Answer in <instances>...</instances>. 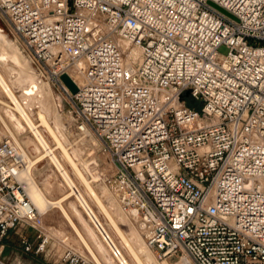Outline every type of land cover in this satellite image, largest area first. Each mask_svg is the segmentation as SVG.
<instances>
[{"label":"built area","instance_id":"obj_1","mask_svg":"<svg viewBox=\"0 0 264 264\" xmlns=\"http://www.w3.org/2000/svg\"><path fill=\"white\" fill-rule=\"evenodd\" d=\"M0 16L75 131L106 149L105 184L157 259L264 264V0H0ZM22 165L2 136L0 238L30 227L38 241L21 236L22 250L38 255L51 237L16 177ZM90 222L117 263L120 249ZM58 259L90 264L70 247Z\"/></svg>","mask_w":264,"mask_h":264},{"label":"rangeland","instance_id":"obj_2","mask_svg":"<svg viewBox=\"0 0 264 264\" xmlns=\"http://www.w3.org/2000/svg\"><path fill=\"white\" fill-rule=\"evenodd\" d=\"M0 29L3 32L0 33V73L5 78L13 93L21 101L23 107L33 120L37 121V112L39 111L46 116L50 126L55 130L64 147H66L69 154L77 160L76 162L79 164L81 163L80 166H83V161L88 162L92 159L97 160L98 166L96 169L102 175L103 180L93 183L95 191L100 196L103 203L111 209L126 237L129 239L132 238L130 240L134 242L133 245L136 248H139L141 244L142 247H146L147 249L134 220L129 215L122 214L119 211L111 198L107 185L105 184V177H108L114 171V167L110 162V157L106 149H104L100 141L91 131L89 132L94 141L79 140L81 134L75 131L67 116L66 110L68 104L66 103V100L58 92L55 86H51L44 79L40 78L35 66L31 64L30 59L22 51L23 45L20 38L12 32L5 18L1 16ZM1 47L7 50H4V53H1ZM226 51L227 49L222 45L217 48V52L221 55L226 54ZM43 88L48 89L50 91L48 92V95L50 94L52 97L44 95L42 93ZM32 89H34L33 91L35 93L29 98L27 93H30ZM192 105L196 110H199L200 104L198 102H194ZM10 106L12 105L10 104L8 97L0 87V139L2 136L11 137L9 129L14 133L17 142L25 150L26 157L23 166H26L29 160H38L40 158L38 155H41L43 152L26 124L21 120L18 113ZM5 124L9 127L8 130ZM39 130L42 132L50 146L55 148V145L47 132L42 127L39 128ZM89 153H93V155L88 157L87 155ZM55 154L67 169L74 183L79 187L83 197L86 199L101 223H104L103 225L105 229L112 235L116 243L119 245L120 243L115 233L109 228L105 218L86 193L83 185L75 178L70 166L64 161L61 151L56 150ZM23 169L24 167L22 170ZM20 170H18V172ZM31 172L33 180L50 201L58 202L63 198V201L60 203L61 208L59 206L57 207V205H52L41 214L43 231L48 237H51L50 244H52L50 252L51 256L49 258L47 257V259L50 261L57 259L64 247H70L90 264H97L95 259L91 256L88 248L80 240L68 218L64 215V211L69 216L72 223L78 228L101 264H119L111 257L108 247H106L107 245L101 240L97 231L92 226L87 212L82 208L76 196L70 195L66 198L69 194V188L50 159L46 157L35 163V165L32 166ZM86 176L90 180L87 173ZM30 229L31 228L28 227L26 231H30ZM19 233L16 234L7 231L6 242L11 243L10 240L12 239V241H15L18 238L20 239L21 237L19 236ZM21 234L24 236L25 232ZM132 235L135 236L132 237ZM134 238L137 240L135 239L134 241ZM142 247H140L139 250ZM123 252L127 256V253L124 250ZM146 253L150 257H148ZM146 253H142V257L145 261H149L150 259L149 263L146 261L147 264H177L176 262H173L175 256H172L167 260H159L151 250L147 249ZM5 255L8 256V258L4 259L6 262L5 264H34V259H31L28 256H26L27 258H25V261H22V259H15L12 255H8V253ZM0 262H3L2 259H0Z\"/></svg>","mask_w":264,"mask_h":264},{"label":"bare ground","instance_id":"obj_3","mask_svg":"<svg viewBox=\"0 0 264 264\" xmlns=\"http://www.w3.org/2000/svg\"><path fill=\"white\" fill-rule=\"evenodd\" d=\"M0 33H3L1 29H0ZM4 50H7V49L2 48V52L1 53H4ZM138 59H139L138 51L137 50H132L130 52V55H129V60H130L131 64L135 66V64L137 63ZM80 68H81L80 66L76 65L75 68L72 69V71H67L68 76L75 82V84L77 86L80 83V76H79V72L81 70ZM0 87H1V89L3 90V92L6 94V96L8 97V99L10 101V104L12 105L10 107L14 111H16L18 113L19 117L26 124V126L29 129V131L32 133L34 139L37 141V143L39 144V146L41 147L42 152H43V153H41V155H38L40 157L38 160H35V161L34 160H29V162H28V164L26 166L22 165V168L24 167L23 170L20 167L19 170L20 169L21 170L19 172L17 170L18 173L16 172L17 179L23 184L24 191H25L26 195L28 196L30 202L36 208V210L40 214H42V213H44V211L49 206H52V205L53 206L57 205V207L59 206L61 208L60 203L63 201L62 200L63 198L61 200H59L58 202L50 201L46 197V195H44V192H42L40 190L38 185L33 180V177L31 176L32 175V172H31L32 166L35 165V163H37L41 159L48 157L50 159V161L54 164L56 169L59 171L61 177L64 179V181L66 182V184H67V186L69 188V191H68L69 194L66 196V198L68 196H70V195H75L77 200L81 204L82 208H84L85 211L87 212L89 219L92 220V221H95V219H96L102 225V227L104 228V230L108 234L109 239L114 244V246L116 248L120 249L119 250L120 253H119V255H117V262L119 264H147L146 263L147 260L145 261V259L142 257V253H144V252L146 253L147 249H149V248L147 247V249H146V247H142L141 244H140L139 248L140 247H142V248L139 250L138 247L136 248L133 245L134 242L130 240L132 238L129 239V238L126 237V235L121 230V228H120V226L118 224V221H117L116 217L113 215L111 209L108 208L103 203V201L101 200L100 196L97 194V192L94 189L93 183H97L98 181L103 180L102 175L96 169V167L98 166L97 160L92 159L91 161H88V162H85V161L82 160L83 161V166H80L81 163L79 164L78 162H76L77 160H75L69 154V152L67 151L66 147H64V145L61 142L60 138L58 137L57 133L50 126L46 116L42 112L39 111V112H37V121L33 120V118L30 117L28 112L23 107L21 101L13 93V91L11 90L10 86L7 84L5 78L3 77V75L1 73H0ZM33 90L34 89H32L30 93H27L28 94L27 96L29 98L32 95H34L35 92ZM48 92H50L48 89H46V88L42 89V93L44 95L51 96L50 94L48 95ZM54 113H56V112H54ZM5 126L7 127V130H8L9 127L6 124H5ZM41 127L47 132L49 137L52 139V141H53V143L55 145V148L50 146V144L47 142V140L43 136L42 132L39 130V128H41ZM9 134L12 137L13 141H15V143H17L19 145L20 153H21L23 161L25 163V157H26L25 156V150L17 142V139H16L14 133L10 129H9ZM80 134H81L80 137H79L80 141H85V140H88V141H91V142L94 141L92 136H91V134H90V132H89V130L85 129ZM56 150H60L61 151L64 161L70 166L75 178L83 185L86 193L89 195V197L92 199V201L95 203V205L97 206V208L99 209V211L101 212L103 217L105 218L107 225L115 233L117 239L119 240V243H120L119 245L116 243V241L114 240L112 235L105 229V227L103 225L104 223L103 224L101 223V221L99 220L97 215L94 213L92 208L87 203L86 199L83 197L79 187L74 183V181H73L72 177L70 176L69 172L67 171V169L64 167V165L61 163V161L56 156V154H55ZM83 155H84V153H83ZM92 155H93V153H89L87 156L89 157V156H92ZM86 173L88 174L90 180L87 178ZM109 192H110V190H109ZM110 194H111V192H110ZM111 198H112L113 202L115 203L116 207L119 209V207H118L114 197L112 196V194H111ZM110 207H112V206H110ZM113 207H114V205H113ZM119 211L121 212L120 209H119ZM63 213L68 218V220L70 221V223L73 226L75 232L78 234L80 240L88 248L91 256L95 259L97 264H101L99 259L96 257L95 253L92 251V249L89 247V245L86 242V240L83 238V236L80 233V231L78 230V228L72 223L71 219L66 214V212L63 211ZM121 213L124 214L123 212H121ZM80 224H81V222H80ZM86 225H87V223H86ZM133 236H135V235H132V237ZM135 239L136 238H134L133 240L135 241ZM123 250L127 253V256L124 254ZM149 250H151V249H149ZM148 254H149V251H148ZM148 254L146 253V255H148ZM146 255H144V256H146ZM148 257H150V256L148 255ZM149 261H150V259H149ZM149 261H147V262L149 263Z\"/></svg>","mask_w":264,"mask_h":264},{"label":"crops","instance_id":"obj_4","mask_svg":"<svg viewBox=\"0 0 264 264\" xmlns=\"http://www.w3.org/2000/svg\"><path fill=\"white\" fill-rule=\"evenodd\" d=\"M28 227L26 226H20V227H16L15 229H9L10 232H14L16 234H18L19 232V236L24 237L27 241H29L32 245H34L38 239L35 237V232L33 229H30V231H26ZM25 232L24 236L21 234ZM6 236L0 238V259H2L3 263L5 264V258H8L7 255H5L6 253H8V255H12V257L19 258L22 259V261H25V258H27L26 256L30 257L31 259H34V264H63L59 261V259H55L53 261H50L49 259H47V257L49 258L50 252H51V246L52 244L47 245L46 250L44 251V253L42 254H38L35 255L33 253L30 252H24L22 250V244L20 242V239H16L15 241L10 240L11 243L6 242ZM42 256V257H40ZM23 257V258H22ZM19 262V261H18ZM32 264V263H31Z\"/></svg>","mask_w":264,"mask_h":264},{"label":"water","instance_id":"obj_5","mask_svg":"<svg viewBox=\"0 0 264 264\" xmlns=\"http://www.w3.org/2000/svg\"><path fill=\"white\" fill-rule=\"evenodd\" d=\"M207 4L210 5L212 8H214L215 10H217L218 12H220L221 14H224L226 16H229V14L227 12H225L222 8L218 7L214 3L207 2ZM59 79H60V81L62 82V84L67 88V90L71 94L76 93L77 87L75 86V84L72 82V80L65 73H62L59 76ZM0 264H3V263H0Z\"/></svg>","mask_w":264,"mask_h":264},{"label":"trees","instance_id":"obj_6","mask_svg":"<svg viewBox=\"0 0 264 264\" xmlns=\"http://www.w3.org/2000/svg\"><path fill=\"white\" fill-rule=\"evenodd\" d=\"M186 104L189 106V107H194L192 104H193V102H191V100H187V102H186Z\"/></svg>","mask_w":264,"mask_h":264}]
</instances>
